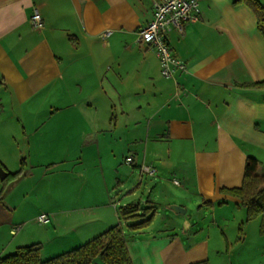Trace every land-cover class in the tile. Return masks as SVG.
Wrapping results in <instances>:
<instances>
[{
	"label": "crops",
	"instance_id": "crops-1",
	"mask_svg": "<svg viewBox=\"0 0 264 264\" xmlns=\"http://www.w3.org/2000/svg\"><path fill=\"white\" fill-rule=\"evenodd\" d=\"M153 2L0 0V99L11 111L1 119L26 140L21 165L1 163L4 178L22 172L0 183V256L27 245L44 259L71 250L119 224L128 203L155 211L142 230L122 222L134 264H210L215 248L244 239L239 231L259 232V217L246 221L221 190L241 185L249 156L264 174L256 17L242 2L199 0L200 19L167 32L187 68L165 78L154 49L137 42ZM34 10L41 28L30 24ZM142 165L154 176L136 182Z\"/></svg>",
	"mask_w": 264,
	"mask_h": 264
},
{
	"label": "trees",
	"instance_id": "trees-1",
	"mask_svg": "<svg viewBox=\"0 0 264 264\" xmlns=\"http://www.w3.org/2000/svg\"><path fill=\"white\" fill-rule=\"evenodd\" d=\"M249 6L257 20V28L264 36V3L259 0H235ZM3 80L0 78V87ZM255 87L264 88V80L253 83ZM0 168L3 166L0 163ZM22 169L8 173L0 179L6 182L20 176ZM226 194L240 200L246 210V221L259 217V234L264 236V174L261 173V163L254 157H247L244 165L241 185L221 189ZM120 223L94 236L79 246L57 254L50 258H42L37 245L20 246L14 252L0 256V264H134L126 245L122 222L130 230H142L149 226L154 219L155 211L152 206L140 203H128L117 209ZM192 264H209L208 260Z\"/></svg>",
	"mask_w": 264,
	"mask_h": 264
},
{
	"label": "built area",
	"instance_id": "built-area-1",
	"mask_svg": "<svg viewBox=\"0 0 264 264\" xmlns=\"http://www.w3.org/2000/svg\"><path fill=\"white\" fill-rule=\"evenodd\" d=\"M200 16L199 0H154L152 19L138 30L137 42L154 49L163 77L170 78L176 72H184L187 68L186 63L171 50L167 32L172 28L181 32L185 23L198 21ZM30 24L34 28L43 26L41 15L37 10L33 11ZM125 161L130 163L132 158L127 157ZM140 172L154 176L155 170L151 166L142 165ZM35 221L39 225H46L49 222V216L47 213H40ZM19 228L20 225H15L10 228V232L14 234Z\"/></svg>",
	"mask_w": 264,
	"mask_h": 264
},
{
	"label": "rangeland",
	"instance_id": "rangeland-1",
	"mask_svg": "<svg viewBox=\"0 0 264 264\" xmlns=\"http://www.w3.org/2000/svg\"><path fill=\"white\" fill-rule=\"evenodd\" d=\"M9 114H11L10 105L5 103V99L4 101L3 98L0 99V163L7 168L18 166V164L21 165L24 156H20L18 153L22 150V145L26 144V140L23 139V137L19 135L14 136L7 130L6 121H3L1 118ZM33 145L34 144L31 143L32 148L34 147ZM141 177L146 180L148 174L143 173L140 176V173L137 171L135 175L136 182H138ZM8 182L9 181H6L5 184L2 182L0 183L1 185H6ZM163 208V212H169L166 205H163ZM27 211L28 210L25 212ZM190 213L189 209L188 212L183 215L188 219ZM157 222L160 223V220H157ZM36 224L38 226H44L39 225L37 222ZM14 234L10 232L8 234L10 235L9 239L11 235ZM238 236L244 239L230 243V246L228 245L225 250H222L221 254L218 255L217 250L219 249L215 248L214 251L216 254L213 253L211 255L210 264H264V244H262L264 242H262L261 238L264 236H261L255 229L253 230L252 226L247 229L245 228V231H239Z\"/></svg>",
	"mask_w": 264,
	"mask_h": 264
},
{
	"label": "water",
	"instance_id": "water-1",
	"mask_svg": "<svg viewBox=\"0 0 264 264\" xmlns=\"http://www.w3.org/2000/svg\"><path fill=\"white\" fill-rule=\"evenodd\" d=\"M4 177H5V171L0 169V179H3ZM170 209H172L173 211H175L177 213H185V208L178 206V205H172V206H170ZM186 224H187V222H186Z\"/></svg>",
	"mask_w": 264,
	"mask_h": 264
}]
</instances>
